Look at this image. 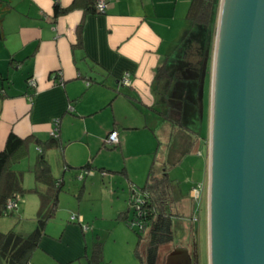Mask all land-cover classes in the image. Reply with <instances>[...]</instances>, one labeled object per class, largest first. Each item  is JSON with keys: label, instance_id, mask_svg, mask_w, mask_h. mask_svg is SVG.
<instances>
[{"label": "crops", "instance_id": "1", "mask_svg": "<svg viewBox=\"0 0 264 264\" xmlns=\"http://www.w3.org/2000/svg\"><path fill=\"white\" fill-rule=\"evenodd\" d=\"M58 1L62 7H68L74 0ZM104 1L103 13H86L83 2L78 1L68 12L54 18L53 0H0V149L9 131L21 137L33 134L40 139L48 138L53 119L58 118L57 135L62 152L55 147L57 166L61 167L56 178L62 180V185L63 171L76 168L64 160L62 139L75 141L69 134L61 136L64 121L83 125L82 133L77 135L80 139L89 135L101 139V143L106 133L115 129L116 145L121 151L126 148L131 131L142 125L139 119L142 107L167 122L168 125L164 122L161 125L149 114L150 124H144L151 132L155 122L163 126L165 150L178 129L186 132L189 129L157 113L161 111L155 109L160 85L154 84V75L190 27L186 13L191 0ZM126 73L129 85L121 83ZM30 77L34 78L35 86L27 84ZM100 112H106L105 117L96 120L89 129V121ZM189 143L185 153H191L195 145L194 140ZM90 165L92 168L93 164ZM205 166L203 177L207 184V158ZM178 194L182 202L190 197V191L182 196L179 187ZM37 202L35 220L39 198ZM78 215L69 220L57 238L46 235L45 226L27 264H88L87 255L97 236L87 237L82 232L80 223L84 216Z\"/></svg>", "mask_w": 264, "mask_h": 264}, {"label": "rangeland", "instance_id": "2", "mask_svg": "<svg viewBox=\"0 0 264 264\" xmlns=\"http://www.w3.org/2000/svg\"><path fill=\"white\" fill-rule=\"evenodd\" d=\"M203 31L205 29L202 26H194L189 39V46L192 45L193 48L185 51V54L190 53L187 59L181 61L182 64L177 60L169 62L168 71L174 80L168 94L166 96L162 94L165 82H162L157 90L159 95L155 109L164 111L169 109L174 118L180 116L182 122L189 127L188 130L186 129L187 132L182 129L177 130L167 150H165L167 140L163 135V126L155 122L151 132L149 126L144 125L150 124L149 108L142 107L143 115H139V119L140 124L145 127L141 125L139 129L131 131L124 151H121L118 145H115L116 147L105 145L101 143V139L94 136L88 135L80 139L77 135L80 136L82 133L81 123L72 124L64 121L61 124L60 130L63 133L61 136L64 138L69 134L75 140L68 142L62 139L65 162L76 167L89 162L93 164V167L85 175H80L84 173L81 168H67L63 171V185L58 193L55 213L46 225V235H55L57 238L69 224L70 217L80 216L78 214L81 213L84 216L80 223L82 232L87 233V237L97 236L103 241L104 262L140 264L134 254L137 241L135 231L139 230V226L136 223L132 226L126 224L118 214L130 207L133 195L145 182L151 162H154L153 170L156 174L162 172V164L165 163L168 166L167 174L173 179L175 193L179 187L181 195L186 196L196 183H201L203 188L198 205L191 197L174 204L173 211L178 214L172 219L174 238L172 242L158 248L156 264H163L166 254L178 245L185 246L189 250L192 264H208L207 184L204 183L203 174L206 158L208 159L210 83L215 26L210 31L207 46L203 48L204 53V50L199 51L201 45L197 47L198 45L191 43L194 38L204 40ZM166 104L172 105V108L166 107ZM105 115L106 112H100L94 120L89 121L88 128L91 129L92 123ZM150 115L158 119L161 125L164 122L155 112ZM164 123L168 125L167 122ZM166 133L167 131L165 136ZM193 140L195 145L192 152L185 153V150L189 148V142ZM28 149V154L14 161L11 168L23 172V187L35 185L41 187V184L35 182L32 173L38 153L37 147L34 143H30ZM44 152L51 173L55 177L60 176L61 167L57 166L56 161L58 150L52 147L46 148ZM72 152L76 154L71 157ZM37 201L36 193L28 192L21 195L17 200V209H14L12 214L0 216V230L5 231L12 227L22 233L31 231L34 227ZM195 205L196 214H194ZM194 216L196 220H193ZM144 245L145 239L139 247L142 256H144Z\"/></svg>", "mask_w": 264, "mask_h": 264}, {"label": "water", "instance_id": "3", "mask_svg": "<svg viewBox=\"0 0 264 264\" xmlns=\"http://www.w3.org/2000/svg\"><path fill=\"white\" fill-rule=\"evenodd\" d=\"M206 210L208 264H264V0H219ZM163 264L192 257L178 245Z\"/></svg>", "mask_w": 264, "mask_h": 264}, {"label": "trees", "instance_id": "4", "mask_svg": "<svg viewBox=\"0 0 264 264\" xmlns=\"http://www.w3.org/2000/svg\"><path fill=\"white\" fill-rule=\"evenodd\" d=\"M78 1L83 2L84 12L98 13L95 10L96 0H74L68 7H62L58 0H53L52 16L55 18L60 14L68 12L77 5ZM218 5L219 0H191L186 13L190 27L184 32L173 53L165 57L155 71L154 84L159 86L162 82H165L164 91L162 92L164 96L168 94L174 80V77L168 71V63L172 60H177L182 64L181 61L187 59L184 48H193L192 45L189 46V39L195 25H200L205 29L203 31L204 40H196L194 38L191 43H195V45H198L197 47L201 45L202 47L199 48L201 52L205 49L210 31L215 26ZM80 27L81 24L78 26V33ZM57 76L55 78L59 82ZM61 81L62 79H60ZM166 107L172 108V105L166 104ZM169 111V109H166L165 111H157V113L179 127H186L181 117L175 119ZM30 143H34L37 148H40L32 168V173L35 182L41 184V187L37 185L28 188L23 187V172L11 168V164L14 161L27 154ZM52 147L60 148V152H62V145L58 135H50L46 139H40L33 134L21 137L13 131H9L4 146L0 149V216L12 214L13 212V210H5L4 205L8 199L17 201L21 195L28 192L36 193L39 198L35 226L30 232L21 233L13 228L5 231L0 230V264H27L32 251L38 246V242L45 232L47 221L55 213L58 193L62 188V180L53 176L49 163L44 156V150ZM61 161H63L62 154ZM167 167L164 165L162 172L156 174L153 170L152 161L145 182L139 186V190L136 192L139 195L140 201H130V207L118 214L119 218L125 221L126 224L130 225V222L136 221V224L139 226V230L135 231L137 241L134 247V254L140 264H156L158 248L172 242L174 238L172 219L178 216V214L173 211V208L174 204L179 200V194L178 188L176 193L174 191L175 185L173 179L169 178L167 174ZM76 168L89 170L91 169V165L89 162H86ZM143 239H145L144 256H142L139 248ZM87 262L88 264H108L104 262L103 241L98 237L92 241L90 253L87 255Z\"/></svg>", "mask_w": 264, "mask_h": 264}, {"label": "built area", "instance_id": "5", "mask_svg": "<svg viewBox=\"0 0 264 264\" xmlns=\"http://www.w3.org/2000/svg\"><path fill=\"white\" fill-rule=\"evenodd\" d=\"M105 7H106V3L104 0H96L95 1V10L98 12V13H103L105 11ZM53 82L55 80H52ZM60 81V80H59ZM121 83H123L124 85H129L130 84V80L128 78V75L127 73L122 77L121 79ZM27 84L29 86H35V80L34 78L30 77L28 80H27ZM68 109L69 110H72V108L70 106H68ZM58 122H59V119L58 118H55L53 119V128L51 130V135L53 136H56L57 135V131H58ZM103 143L105 145H108V146H115L117 143H118V133L115 129H111L107 134L106 136L104 137L103 139ZM38 152L40 151L39 148H37ZM84 170V173H81L80 175H85L88 173V169H83ZM79 175V178H81V176ZM83 177V176H82ZM202 188H203V185L201 183H196L195 185H193L190 189V197L192 199H194V203L196 205H198V202L200 200V197H201V192H202ZM135 201V202H139L140 199H139V195H137L136 193L133 195L131 201ZM196 205H195V208H194V214H196ZM5 207V210L6 211H11V210H14L16 209L17 207V201L14 200V199H8L4 205ZM70 220H75V217L74 216H71L70 217ZM193 220H196V217L194 216L193 217ZM136 223V221H132L130 222V225H134Z\"/></svg>", "mask_w": 264, "mask_h": 264}, {"label": "flooded vegetation", "instance_id": "6", "mask_svg": "<svg viewBox=\"0 0 264 264\" xmlns=\"http://www.w3.org/2000/svg\"><path fill=\"white\" fill-rule=\"evenodd\" d=\"M200 35H201V34H200ZM199 37H200V36H199ZM201 37H202V35H201ZM188 48H191V47H187V48L185 47V48H184V53H185V51H186ZM191 49H192V48H191ZM191 49H190V50H191ZM187 52H188V51H187ZM189 53H190V52H188V54H185V55L188 56ZM168 65H169V63H168ZM167 68H168V67H167Z\"/></svg>", "mask_w": 264, "mask_h": 264}]
</instances>
